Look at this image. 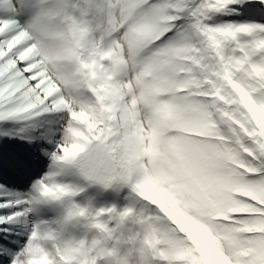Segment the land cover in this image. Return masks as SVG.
<instances>
[{
    "label": "snow or ice",
    "instance_id": "obj_1",
    "mask_svg": "<svg viewBox=\"0 0 264 264\" xmlns=\"http://www.w3.org/2000/svg\"><path fill=\"white\" fill-rule=\"evenodd\" d=\"M0 264H264V0H0Z\"/></svg>",
    "mask_w": 264,
    "mask_h": 264
}]
</instances>
